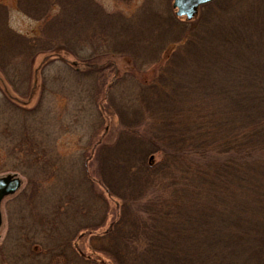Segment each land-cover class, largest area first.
<instances>
[{
    "label": "rangeland",
    "instance_id": "rangeland-1",
    "mask_svg": "<svg viewBox=\"0 0 264 264\" xmlns=\"http://www.w3.org/2000/svg\"><path fill=\"white\" fill-rule=\"evenodd\" d=\"M50 1L53 2V0ZM92 1L108 14L123 13L128 20H131L128 23L133 24L134 29L138 30L137 33L139 31L141 33L144 55L140 52L134 55L130 51L119 55L107 49L110 56L97 61L98 63L93 62L91 65L93 70L95 68L100 69L102 65L106 66L101 72L95 74L102 78L95 79L98 85L96 86L97 89L109 90V85L114 79L118 81L120 79L123 83L126 80L128 88H131L128 100L131 99L134 102L136 100L133 96L143 97L140 89L135 88L136 84L139 81L142 84L149 83L155 77L157 68L159 66L162 67L163 62L166 60L163 57V55L165 56L163 45L167 44L166 41L170 38L168 32L166 30L163 31L167 36H163L160 39L158 37L154 40L152 39L155 46L149 42L148 33L157 31L159 25V20L155 18V21L152 14L159 15L161 21L168 18V16H174V18L183 23L194 22L198 16L201 17L205 14L202 7L191 21H186L183 17L177 18L171 8L172 0ZM250 1H253L254 5L247 3L246 7H243V1L237 4L232 0V6L230 5V9L227 12H233L236 8L243 10V12H247L249 9L250 13L254 14L256 5H259L261 0ZM56 2H61V0H57ZM55 4L51 5L53 9H49L46 12V16L43 17V15L31 16L24 14L25 6L23 2L18 4L17 0H0V12L2 13L0 15V177L16 174L22 181L19 190L14 195L6 197L0 206L2 218L0 245L2 240H5L0 248V264H57L59 261L57 257H54L51 262H47V258H42L44 256L34 257L35 254L41 252L43 245L46 243L48 246L59 245V249L63 254L60 264H82L84 261H88V259L98 260L96 262L89 260V264H113L105 254L116 251V247L122 246V244H117L115 238H113L116 237L114 234L125 233V224H127V228H130L132 223L126 217L127 214L124 212L125 209L124 206L122 207V203L137 200L136 205L138 206L141 204L140 195L145 193L150 194L151 191L153 194L149 198L152 199L155 195L158 196L159 190L153 189L154 184L156 186L158 183H162L163 188L165 186L174 191L177 188L184 187L185 183L183 179L187 172L195 171L193 168L196 165H201V163H203L201 166L204 167L203 173L198 175L195 171L196 183L192 182L193 184L188 185L189 190L195 189L203 194L198 206L199 208L201 207L200 210H202L203 214L212 218L209 227H213L210 230L213 231V240L214 236H216L213 243L219 245L221 241V249L217 251L220 254L227 252L230 256H233L232 261L234 262L230 264H257L256 258L253 261L248 260L246 262V260L254 254L257 257L259 254L262 258L264 253V239H261L262 231H264V206L261 203L264 201V184L261 183V178L263 177L261 169H264V166L261 167V164H264V151L257 150L260 147H251L249 150L241 152L236 151L235 148L227 146L223 141H234L238 137L231 138L232 136H230L226 138L224 134L218 133L216 137L210 139V143L223 148L224 150L221 152H226L225 149L232 152L227 151L225 157L217 158L216 155L220 151L205 148L202 149V153L195 163L192 154H195L193 152H195L196 148L201 147H192L190 140H186L180 145L171 142L170 145L168 141L161 139L164 135L160 133L157 136L159 142L168 143L172 151H175L176 155H181L186 161V167L183 168L179 165V169H176L175 173L173 171L174 167L166 166L164 157L158 155L157 152L153 153L155 148L152 145L140 140H136L133 144L134 140H131L130 136L125 135L124 137H120L119 134L117 135L118 120L116 118V111H113L111 104L104 101L103 97L99 101L101 103L100 109L103 110L102 112H99V106L95 102L94 105L91 104L87 81L79 83L72 74L56 72V64L59 62L51 63L53 56L48 55V53L39 54L37 52L32 56H28L27 59L24 54H16L18 53L16 50L21 51L22 48L15 47L14 44L10 46L9 44L11 43L7 42L6 38L4 39L6 28L12 33V36L40 37L43 34L45 35L46 31H42L44 25L58 11L54 9L58 7ZM233 4H235V8ZM143 13L151 14L149 16H151L152 23H147L143 19L144 15H146ZM208 27L209 34L207 35V31L205 34H202L203 37L200 42L202 49H197L195 54L199 60L198 63L204 64L205 68H203V71H207L205 73L209 77L207 79L199 78L198 69H200V65L193 68L185 66L184 60L178 57L177 60L182 61L180 67L184 66V69H187L186 72L188 73L185 74L184 80L183 78L180 79V82H183L184 88L189 90L193 89L190 88L193 84L205 85L207 89H211L210 86L217 88L230 85L232 91L237 90L239 85L242 88L241 93H246L247 91H244L245 85L242 82V85L238 84L233 73H231L232 78H229L219 63L213 62L211 54L214 52L213 48H216L218 45L220 37L214 29L218 27V24L212 22ZM247 37H250V41L254 45V42L258 40L256 29L255 31H247ZM104 40L105 38H98L95 41L99 44H106V41L111 42L109 37ZM147 43L149 45L144 46ZM247 43L248 41H245L243 45L247 46ZM175 45L177 44L171 41L169 49L171 50ZM67 48L68 46H65L64 51L62 53L59 52L57 56L59 58L62 57L68 62H72L80 71L87 70L85 65H90L88 63L92 61L81 57H72L71 52ZM261 49L264 50V46ZM248 50L243 51L242 54L249 55L251 52ZM83 51H78L79 56H88V52L84 53ZM11 52L15 55H11ZM160 55L161 57H159ZM159 58L162 59L159 60ZM207 65L214 69L207 68ZM231 65H233V62ZM236 65L240 66V71L241 67H245L243 62L239 64L235 63ZM252 70L255 72V69ZM246 72L239 73L243 74ZM2 73L3 75L7 73L8 77L6 75L3 77ZM104 79H106L105 84L101 85ZM92 80L93 77L91 78V84ZM168 85L166 84L164 87ZM112 90H115V88ZM117 91H120V89ZM183 92L184 90L181 91V94ZM174 95L175 93L173 95L171 93L169 95L170 99ZM176 95L178 98H181L179 100L181 106H192L194 103L192 102L191 104L189 100H185L183 95ZM194 99L195 96L192 95V100L194 101ZM169 100L164 101L166 106H172ZM226 104H229L228 100ZM106 105L109 112L105 111ZM229 105L232 106L231 104ZM154 107L159 109L157 103ZM239 107L232 106L234 112L231 111L230 113L226 109L227 106H221L223 113L229 114L230 120L220 125V129L225 133L237 131L236 134H239L241 127L246 125L255 126L256 130L252 138L264 144V105L247 106L246 109L243 108L242 113L235 109ZM140 108L142 109L141 106ZM154 111L152 110L155 115ZM101 115L102 118L100 117ZM211 125L209 124V126ZM164 126L169 129L167 124H164ZM257 130L258 132H256ZM217 140L221 141V145H217ZM97 141L101 145L95 152L91 147ZM234 144L236 145V141H234ZM86 146L88 148L86 155H84L85 158H83ZM102 147L109 149L118 147L114 152L118 155L116 159L120 160L123 164L129 162L127 170L124 171L123 168L120 171V165L117 163L108 166L111 163L108 160L109 158L103 160L100 157ZM140 148L145 149L137 154L136 152ZM158 148H161L160 145ZM94 152L95 155L93 154ZM233 153H239V157L243 158L240 161L243 166L240 171L229 161L231 157H234ZM24 157H27L30 162L36 161L35 158L39 159L42 163L44 161L47 162L48 166H44L46 180L43 185L39 186V189L32 183L34 178H39L35 174L37 167L36 165L25 167L23 163ZM85 159H88L89 162L87 161L86 163ZM151 160L153 161V166L149 167ZM173 160L176 161L175 159ZM83 162H85V168L82 166ZM215 165H217V169ZM221 166L232 167L229 170H224ZM99 167L102 174H106L105 181L103 182L104 186L96 184L92 179L87 177L91 175V178H95L93 174L94 170H99ZM165 167H168L169 172H174V174L168 177L169 173L166 171L162 172ZM138 172H140V175L146 174L148 178H156L154 181L148 180V182H155L153 187L147 184L143 186V177L137 176ZM216 172L218 181L224 177L230 178L223 182V184H228L227 188L229 187V191L227 190L226 193H222L219 189L216 190L214 188L212 179L214 178L213 174ZM51 174L53 175V179L49 178ZM162 177L163 179H161ZM237 178H242L243 181L238 180L237 182ZM29 179L30 183L27 184V180L29 181ZM200 180H203L202 188ZM111 184L116 187L117 192L114 190L107 192L106 186H110ZM220 195L224 199H221ZM258 197L261 202L254 200ZM248 198H252V200H248ZM184 201L188 203L187 196L184 197ZM72 202L74 206L76 205L74 209L77 211V216L70 209L72 208L70 204ZM62 205L69 207L72 213H69L67 208H61ZM58 207H60L61 212L56 216L54 212ZM226 208H230L231 211L228 213ZM32 214L37 217L42 216V219H46L45 223H36ZM227 214L233 217L237 229L226 231L224 230L225 228H220L224 220L226 221ZM217 220H222V222H216ZM21 227H23L22 229H24L25 234H20ZM241 229L244 231L243 235ZM45 234L49 237H46L44 240L43 236ZM22 235L30 236V240L34 247H36V250L34 249L35 252H27L22 246L21 252L23 255L21 258L23 260H17L15 245L16 241H18L17 239H21ZM92 236H96V239H93ZM137 236L139 235L136 234ZM230 238L240 240V243L232 250H227V246L224 251L225 248H222L223 244L227 243V240ZM91 239L93 240L91 241ZM250 244L254 248L257 245V253L256 249L251 247L255 253L252 252ZM231 245L233 244L231 243ZM17 253L18 255L21 254L18 252V248ZM74 254L78 256L80 262L73 257ZM8 256H14V259L11 260Z\"/></svg>",
    "mask_w": 264,
    "mask_h": 264
},
{
    "label": "trees",
    "instance_id": "trees-1",
    "mask_svg": "<svg viewBox=\"0 0 264 264\" xmlns=\"http://www.w3.org/2000/svg\"><path fill=\"white\" fill-rule=\"evenodd\" d=\"M17 1L18 4L21 2L24 3V14L26 15H43V17H45L46 12L49 9H53V7H51L53 3H56L55 5L58 6L57 8H54L58 11L49 22L44 25L42 31H46V34H43V36L40 37L12 36V33L6 28L4 32L6 36H4V39L6 38L5 40L11 43L9 44L10 46H13L14 44L15 47L18 46L22 48L21 51L16 50V52H18L16 54H24L27 59L28 56H32L37 52H39V54L48 53V55L53 56V61H51V63L59 62L56 64V72H62L64 74L67 72L72 74L75 80L79 83L87 81L90 90L89 101L91 104L94 105L95 102V104L99 106V112H102L103 110L100 109L101 103H99V101L103 97L104 101L111 104L113 111H116V118L118 120L117 135L119 134L120 137H124L125 135L130 136L131 140H134L133 144L136 140H140L152 145L156 150H154L153 153L157 152L158 155L164 157V163L166 162V166L174 167L173 171L175 173L177 171L176 169H179V165L183 168L186 167V161L181 155H176L175 151H172L170 146L171 142L180 145L182 142L190 140L192 147H201L196 148L194 150L195 152H193L195 154H192L195 163L197 162V158L201 155L202 149L205 148L220 151V153L216 155L217 158L225 157L227 151L232 152L228 149H225L226 152H221L224 150L223 148L210 143V139L216 137L218 133L224 134L226 138H229L230 136H232L231 138L238 137L234 140L236 141V145L233 140L223 141L227 146L235 148L236 151H246L251 147H260L257 150L264 151V144H261L263 142H259L252 138V135L256 130L255 126H243L241 127L239 134H236L237 131H228V133H225L219 127L230 120L229 114H224L221 106H227L226 109L229 110L230 113L233 111L232 106H240L235 109L242 113L241 111L244 110L243 108L246 109L247 106L264 105V50L261 49V47L264 46V0H261V3L256 5V11L254 14L250 13L248 8L247 12L236 9L235 4H233L235 8L233 12H227L230 9V5L232 6V0H216L203 6L202 9H204L205 14L201 17L198 16L194 22L190 23L180 22L178 19L174 18V16H168V18L165 20L162 19L163 21H161L160 16L153 13L154 20L155 18L158 19L159 25L157 31H151L152 33L150 34L148 33L149 42L155 46L153 40L157 37L160 39L163 36H167L163 31L166 30L168 32L170 38L166 41L167 44L163 45L165 48V56L163 55V57L166 60L163 62L162 67L159 66L157 68L156 72L158 75L156 73L157 76L155 75L149 83L142 84V82L139 81V83L136 84L135 88L140 89L143 95V97L133 96L136 102L131 99L128 100L130 94L129 90L131 88H128L126 80H124L123 83L120 79L119 81L114 79L109 85V90L97 89L96 86L98 85L96 84L95 79L102 78L95 74L101 72L106 66L102 65L100 66V69L95 68L94 70L91 68L93 62L98 63L97 61L106 59L110 56L108 50L118 53L119 55L127 53V51H130V53H133L134 55L138 52L144 55L141 33L140 31L137 33L138 30L134 29L133 24L128 23V21L131 20H128L123 13L116 12L108 14L92 0H61V2H56L57 0H53V2L50 0ZM233 1L237 4H239L240 1H243V7H246L245 5L247 3L249 5H254L253 1L250 0ZM1 14L2 13L0 12V15ZM143 14H146L143 19L146 20L147 23H152L151 16H149L151 14ZM31 18L33 19V17ZM138 20L143 21L141 19ZM212 22L218 24V27L214 29L217 31V34H219L220 41L216 48H213L214 52L211 54V58L214 63H219L220 67L226 71L229 78H232L231 73H233L238 84L242 85L243 83V85H245L244 91L247 92L244 94L243 92L241 93L242 88H240L239 85L238 89L235 91L230 89V85L217 88L215 86H210L211 90L207 89L205 85L198 84L191 85L190 88L193 89L189 90L184 88L183 82H180V79L183 78L184 80L186 77L185 74L187 73V69H184V66L180 67L182 61L177 60L178 57L184 60L183 62L185 66L193 68L200 65V69H198L199 78L207 79L209 77L205 73L207 71H203V68H205L204 64L198 63L199 60L195 53L197 49H202L200 46L203 37L202 34H205L206 31L207 35L209 34L208 26ZM2 24L3 22L1 23V26ZM255 29L258 40L257 42H254L253 45L250 41V37H247V31H255ZM108 37L111 41L110 43L107 41L106 44L96 43L98 38H105L106 40ZM205 38L207 39V37ZM171 41L177 45L170 50L169 46L171 45ZM245 41H248L247 46L243 45ZM148 45L149 43L144 46ZM65 46H68L69 49L67 48V50L71 52L72 57H81L85 58V60L92 61L91 63H88L90 65H85L87 70L80 71L72 62H68L62 57L59 58L57 56L59 52L62 53L64 51ZM247 50L251 52L249 55H245V53L242 54L243 51ZM78 51H83L84 53L88 52V56H79ZM12 54L14 53L11 52V55ZM161 55L159 57H161ZM162 58H159V60ZM232 62L233 65H231ZM240 62H243L245 66L241 67V71L240 66H235V63L239 64ZM6 64L8 63L6 62ZM208 67L214 69L207 65V68ZM252 69H255V72ZM238 70L241 73L248 72L241 74ZM8 72L11 73L9 70ZM4 74L6 75L7 73ZM5 75L2 73L3 77H5ZM92 77L93 80L91 84ZM106 79H104L101 85L105 84ZM166 84L169 85L164 87ZM113 88H115V90H112ZM119 89L120 91H117ZM183 90L184 92L181 94V91ZM171 93L172 95L175 93V95L170 99L169 95H171ZM96 94H98V96H96ZM176 94L183 95L185 100H189L191 104L192 102L194 103L192 106H181V104H179L181 98H178ZM192 95L195 96L194 101L192 100ZM165 100H169L172 103V106H166L164 102ZM227 100L232 106L226 104ZM156 103L159 109L154 107L156 106ZM107 109L108 106L106 105L105 111L109 112ZM152 110H155V115ZM100 117L102 118V115ZM164 124H167L169 129L165 127ZM209 124L212 125L209 126ZM256 132H258V130ZM160 133L164 135L161 139L163 141L165 139L170 145L168 143L159 142L157 136L160 135ZM216 143L217 145H221V141L217 140ZM100 145L101 144L97 141L91 149L96 152ZM159 145L161 147L160 149L158 148ZM118 147H114L113 149L102 147L100 150V157L103 160L109 158L108 160L111 163L108 166L117 163L120 165V171L123 170V168L125 171L128 168L129 162L123 164L120 160L116 159L118 155L114 152ZM87 148L88 146L84 149L85 152L83 156L86 155ZM143 149L145 148L138 149L136 153L138 154V152L143 151ZM95 152L93 153L94 155ZM233 154L234 157H231L229 161L240 171V169L243 168L242 162H240L243 158L239 157V153ZM83 158H85V156ZM35 159L36 161L30 162L27 157H24L23 163L25 167L28 165H36L37 168L35 169V174L39 178H34L32 183L39 189V186L43 185L46 180L44 166L48 165L46 161L42 163L39 159ZM85 160L86 163L87 161L89 162L88 159ZM85 162H83V168L86 167ZM201 165H203V163H201ZM201 165H196L195 168H193L198 175L203 173L204 167ZM152 166L153 161L151 160L149 162V167ZM263 166L264 164H261V167ZM215 167L216 169L218 168L217 165H215ZM221 167H223L224 170H229L232 166ZM164 171L169 173L168 177L174 174V172H169L168 167L163 168L162 172ZM195 171L187 172L183 179V182L185 183L183 185L184 187L180 189L177 188L175 191L168 189L165 186L163 188L162 183H158L155 186V182H148V180L154 181L156 178H148L146 174L140 175V172L137 173V176L140 178L143 177V186L144 184H147L153 187L154 184L153 189L159 190V195H155L151 199L149 197L153 194L152 191L150 194H141V204L138 206L136 205L137 200L122 203V207L124 206L125 209L124 212L127 214L126 217L132 223L130 228H127V224H125V233L120 232L114 234L116 237L113 238H115L117 244H122V246L116 247V251L105 254L113 264H230L234 262L232 261L233 256H230L229 253L226 252L225 254H220L217 251L221 249V241L219 245L213 243L216 236H214L213 240V231H210L213 227H209L212 218L203 214L202 210H200L201 207L199 208L198 206L200 205L199 201L203 194L195 189L189 190L188 184L191 185L194 182L196 183ZM261 171L263 172L261 183L264 184V169H261ZM93 174L95 178H91V175L87 177L92 179L96 184H102V186H104L103 182L105 181L106 174H102L100 167L99 170L95 169ZM213 176L212 183L216 190L219 189L222 193H226L227 190L229 191V187L227 188L228 184H223L227 179L226 177L218 181L216 178L217 172L214 173ZM49 178L53 179V175L51 174ZM161 179H163V177ZM229 179L230 178L227 180ZM238 180L243 181L242 178H237V182ZM28 183H30V179L29 181L27 180V184ZM200 186L201 188L203 187V180H200ZM106 187L107 192H110V190L117 192L116 187L113 184ZM185 196L188 197V203L184 201ZM220 197L221 199H224L221 195ZM211 199L214 200L213 197H211ZM248 200H252V198H248ZM254 200L261 202L259 197ZM261 203L264 206V201ZM70 204L72 206L70 209L74 215L77 216V211L74 209L76 205L74 206L73 202ZM66 205H62L61 208H67L70 213L71 211ZM226 211L229 213L231 210L230 208H226ZM60 212L61 209L58 207L54 214L58 216L57 214ZM34 221H36V223H45L46 219H42V216H34ZM216 222H222V220H217ZM236 226L233 217H231L230 214H227L226 221L224 220V223L220 228H225L224 230L227 231L229 229H237ZM22 228L23 227H21V229ZM21 229L20 234H25L24 229ZM241 231L243 235L244 231L242 229ZM214 233L217 234L216 232ZM136 234L139 236L136 237ZM46 237L49 236L45 234V236H43L44 240ZM92 237L93 239H96V236ZM93 239H91V241ZM261 239H264V231H262ZM17 240L16 249L18 248V251L24 247V250L27 252H35L36 247L32 244L30 236L22 235L21 239L18 238ZM231 243L233 245H231ZM239 243L240 240L230 238L227 240V243L223 244L222 248H225V251L228 246L227 250H232L237 247ZM44 245H46V247H44ZM44 245L41 252L35 254L34 257L37 258L44 256L42 258H47V262H51L54 257H57L59 259L57 264H60L63 254L59 249V245L48 246L47 243ZM251 247L254 248L252 244H250V248ZM252 248L251 250L253 252ZM254 249H256L257 253V245ZM253 253H255V251ZM73 257L79 261L78 256L74 254ZM254 258H256L257 264H264V253L262 258L259 254L258 257L254 254L253 256H250L246 262L248 260L253 261ZM89 260L92 262L98 261L97 259H88V261H84L82 264H89Z\"/></svg>",
    "mask_w": 264,
    "mask_h": 264
},
{
    "label": "water",
    "instance_id": "water-1",
    "mask_svg": "<svg viewBox=\"0 0 264 264\" xmlns=\"http://www.w3.org/2000/svg\"><path fill=\"white\" fill-rule=\"evenodd\" d=\"M212 1L214 0H173L172 8L176 10L177 17L185 16L187 20H190L197 13L199 7ZM20 185L21 181L15 174L0 177V203L4 197L14 194Z\"/></svg>",
    "mask_w": 264,
    "mask_h": 264
},
{
    "label": "flooded vegetation",
    "instance_id": "flooded-vegetation-1",
    "mask_svg": "<svg viewBox=\"0 0 264 264\" xmlns=\"http://www.w3.org/2000/svg\"><path fill=\"white\" fill-rule=\"evenodd\" d=\"M1 225H2V220H1V223H0V228H1ZM4 239L2 240V242H1V245H3V243H4ZM1 245H0V248H1ZM16 246H17V244L15 245V248H16ZM19 253H21L20 255H18V253H17V249H15V254H16V256H17V260H23L21 257H22V255H23V253L21 252V250H19L18 251ZM26 256H27V254H26ZM11 260H13L14 259V256H8Z\"/></svg>",
    "mask_w": 264,
    "mask_h": 264
}]
</instances>
